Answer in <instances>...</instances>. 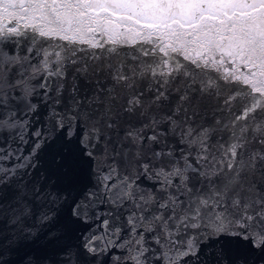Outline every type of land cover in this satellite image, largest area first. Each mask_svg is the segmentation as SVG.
<instances>
[{
    "label": "snow or ice",
    "instance_id": "1",
    "mask_svg": "<svg viewBox=\"0 0 264 264\" xmlns=\"http://www.w3.org/2000/svg\"><path fill=\"white\" fill-rule=\"evenodd\" d=\"M0 264H264V0H0Z\"/></svg>",
    "mask_w": 264,
    "mask_h": 264
}]
</instances>
